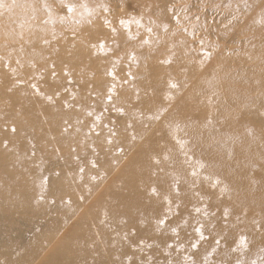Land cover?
Masks as SVG:
<instances>
[{
    "label": "rangeland",
    "instance_id": "1",
    "mask_svg": "<svg viewBox=\"0 0 264 264\" xmlns=\"http://www.w3.org/2000/svg\"><path fill=\"white\" fill-rule=\"evenodd\" d=\"M16 1L0 0V185L6 188L0 264H43L56 251L71 260L55 264H264V192L252 161L264 150V131L255 129L263 117L254 126L250 113L264 102V0H28L19 7ZM38 8L47 11L44 18ZM89 28L99 35L94 41L79 37L89 36ZM39 41L48 57L64 53L67 60L81 41L89 58L80 69L63 62L45 70L34 57L19 68L29 52L40 54ZM151 65L181 79L159 78L170 85L158 106L165 111L153 120L147 107L138 109L137 118L151 122L125 154L112 143L138 135L140 125L119 101L136 105L134 84ZM18 93H34L36 106L49 107L45 118L77 116L57 130L34 124L13 103ZM153 132L166 133L165 148L183 154L206 194L195 195L185 212L165 207L150 234L131 243L147 214L133 213L135 223H128L126 210L116 207L125 198L112 194L129 191L122 171L133 164V149L148 148L141 146ZM202 145L216 154L215 168ZM151 158L153 177L172 164L162 153ZM210 168L214 181L206 178ZM14 185L21 196L7 190ZM146 191L142 203L151 206L157 189Z\"/></svg>",
    "mask_w": 264,
    "mask_h": 264
},
{
    "label": "bare ground",
    "instance_id": "2",
    "mask_svg": "<svg viewBox=\"0 0 264 264\" xmlns=\"http://www.w3.org/2000/svg\"><path fill=\"white\" fill-rule=\"evenodd\" d=\"M32 1H35V0H32ZM27 2H28V0H17L14 3L16 6L19 7V6H22L24 3L27 4ZM38 10L40 11L41 18H44L43 16H45L44 13L46 10H44L43 8L42 9L38 8ZM37 25L38 24L33 25L35 29L37 28ZM100 29H101V26H100ZM12 30H13V28L9 27L8 33L12 32ZM92 30H93V28H89V31H90L89 36H82L79 34L78 35L83 40H87V41L93 40L94 41L96 38L99 37V35L96 33V30L95 31H92ZM41 37H43V36L41 35ZM37 43L39 44L38 47L40 49H38V51L40 52V54H36L34 52H29L28 53V60H25L21 63L18 62V64L21 65L19 68H21L22 66L26 67V65H23V64H25V62H28L29 60H32L34 57V60L37 59V63H36L37 66L39 68H43L45 70H47V68L50 65L61 66L60 64L63 62H68L69 66L71 68L78 67L80 69L83 65H85V62L89 58V51L83 50V47H80L79 43H77L78 47L74 48L76 50V54L72 55L75 58L72 60H67L69 55L64 54V53H61L60 55L57 54V55H53L51 57H48L46 54H44L45 49H46L44 44H42L40 41ZM151 66L147 68L145 75L141 78L143 81H140V84L138 81H136L134 84L135 90L132 92H135V93L138 92L137 95L139 96L137 103L134 100L136 105H132V104L128 103L127 100H125V99H122V101L119 99L120 100L119 102H121V104H124L126 106L125 109L127 110V112L129 111L128 118H130L133 121L138 122L140 125L138 135L134 134V136L131 137L130 139L127 138V136H125V135H121L117 140H115L112 143V147H114V148L115 147H123L125 154L129 153L128 151L130 150V148H134V146L132 147V145L136 143L137 138L143 132L144 129L142 127L146 126L147 121H150V120H147L146 118H137L138 117L137 116L138 109L141 108L142 106L147 107V109L150 113V116L153 117V120H154V117H157V115L162 110H163V112L165 111L164 107H158V106L164 104L165 100H164L163 96H164L165 92L169 89L170 85H169V83H167V85H165L162 82V80H160L159 78L163 79L161 76H163L167 73H170L172 76V79L173 78L175 80L181 79V73L176 72L175 70L162 71L160 69H155V66H153V65H151ZM63 74H65V73H61V77H64ZM48 81H50V80L48 79ZM145 85H146V87H145L146 89L150 88L151 90H155L156 92L145 93L142 90L143 86H145ZM159 90H161L162 93H160V94L157 93ZM123 96L125 97L126 93H123ZM38 101L39 100L36 97H34V93L29 94L28 96H25L23 93H18L17 96L14 98L13 103L15 105H17L20 109H22V111H24L27 115H29L30 120L33 121L34 124L39 123V120H41L42 125L43 126L46 125V127H48L49 129L54 128L55 130H57L61 126L66 125L68 121L72 120L74 117L77 116V113L73 114V115L71 114L69 116V119L67 120L66 118L65 119L62 118L63 116L65 117V115H63L61 117V119H64L66 121H63V120L61 121V119L58 120L55 118L54 119L45 118L44 116L46 115V111L49 109V107L45 106L46 108H43L41 106L40 107L36 106V105H38ZM0 103L2 105L4 104V94H0ZM95 113L97 114V111ZM250 113L254 116V119L252 120V123L254 126H256V124L258 123V117L257 116L260 115L263 117L261 120H259V123H258L257 127H255V129L256 130L259 129V130L264 131V102L262 103V105H259V106L256 105ZM171 120H172V118L169 119L170 124L172 125ZM34 127L36 128L37 125H34L33 128ZM153 127L155 128V126H153ZM146 131H147V129H146ZM148 134H150V132ZM165 134L166 133H163V135H165ZM163 135H161V137H160L159 135H157V133L154 134V132H153L151 134V136L149 137L147 144H144L143 146H141V147L146 146L149 149L147 148L146 150H143L142 148H140V149H137L136 152L134 151L135 153H133L134 149L132 150V153H130V154L131 155L134 154L132 156L133 164L130 165L128 169L123 170L122 174H121V178L125 179V182L129 188V191L126 193H117L116 191H114L115 193L112 194L113 196H117L119 199L125 198L124 200L119 201V203L116 207H119L121 209L126 210L127 214L122 219L127 221L128 223H135L136 218H135V216H133V213L147 214V217L143 219L144 223H142V224H141V222L139 223L140 227L138 229H136L137 236L136 237H135V235L132 236V237H134V239L130 240L131 243H135V242L137 243L139 240H141L142 238H144L146 236L145 235L146 233L150 234L149 229H147L148 226L151 223L157 224V221L162 220L163 211H164L165 207H167V206L170 207L172 205V207L169 209V211L174 210V209H178L177 207H179L182 210V212H185V211L191 209L190 203L194 199L195 195L206 194V193L202 192L203 188L201 186H197L196 182L191 179L190 173H189L190 170L188 169V167H185V165L182 162L183 154L180 153L179 150H176V149L171 150V149L165 148L166 143H165ZM225 138H226V136L223 135V141L225 140ZM29 144H30V141H29ZM26 145L28 146V143H25V147L27 148ZM137 148H138V146H137ZM207 149L208 148L206 146H203V145L201 146L200 151L202 153V156L206 160L207 163L211 164L210 167L215 168V166L218 164L217 156L215 153H212L211 151H209ZM159 153H162L163 155L166 156L167 159H170L172 164L167 167L168 170L165 174H163L161 176L153 177V169L156 166L157 162L155 160H153L151 157L152 156L156 157ZM145 155H147L149 158L145 161H141V159L145 158ZM116 160H117L116 157L111 159L112 162H114ZM252 161L254 162V165H255L254 167L258 168L257 176L262 182V186H263L262 189L264 192V150L262 151L261 156H258V155L253 156ZM164 166H165V164L163 165V167ZM214 168L213 169L210 168L212 170V173H210L209 176L206 177L207 180H211V179H213V181L216 180V174H215ZM107 170L109 171V169H107ZM173 183L174 184H176V183L180 184L179 185V191L176 192L178 194H176V193L174 194V192L173 193L171 192V190L173 191V186H172ZM12 185H13V183H12ZM36 185L37 184H35L34 187L28 188V189H31V193L34 191V188L36 187ZM14 186L15 187L7 186L8 187L7 190H11L13 192V194H15V192H17V195H20L22 192L19 188L20 185L19 186L14 185ZM26 186H28V185H26ZM147 188H151V189L156 188L157 189L156 192L158 193V194H155L157 196L156 202H153V204L151 206H145L144 203H142V200H143L142 198H143V196H145L144 192H147L146 191ZM71 189L77 190V185H76V188L74 185H72ZM0 190L4 191V190H6V188L0 185ZM31 193L28 192V194H31ZM22 194H23V192H22ZM24 196H25V198H27V193H24ZM181 197L183 199H181ZM212 197H214V196L212 195ZM75 199H77V198H75ZM27 201H29V200H27ZM125 201H127L128 203H126ZM77 202H78V199H77ZM216 202H217L216 200H213V204H214L213 206L217 207V206H219V203L218 202L216 203ZM228 205L229 204L226 203L223 206L227 207ZM120 206H122V207H120ZM195 208H197V207H195ZM211 209H212V206H211ZM114 210H116V209H114ZM140 211H142V212H140ZM115 218L116 217H114L113 220H116ZM116 222L119 223V220L117 219ZM120 222H121V220H120ZM128 226L129 225H127L126 228ZM128 230H131V229H128ZM129 235H131V234H129ZM152 235H153V236H151L152 240L158 238V235L156 232L153 233ZM122 245L124 247H128L129 244H122ZM77 249H79V248H75V251H76L75 254L78 251L81 252L80 250H82V249H80V250H77ZM99 249L102 251H106V248H99ZM111 251L113 253L115 250L111 249ZM124 253L126 254V251H124ZM58 254L56 251L55 258L45 259L43 261V264H55V263H58L57 262L58 260H60V262L62 261V262L70 263V260H71L70 255H69V257H67V254L63 255L62 251ZM121 254H122V252H121ZM62 257H66V258H62ZM162 257H163V253H162ZM61 264H63V263H61Z\"/></svg>",
    "mask_w": 264,
    "mask_h": 264
},
{
    "label": "snow or ice",
    "instance_id": "3",
    "mask_svg": "<svg viewBox=\"0 0 264 264\" xmlns=\"http://www.w3.org/2000/svg\"><path fill=\"white\" fill-rule=\"evenodd\" d=\"M176 85H172V87H175Z\"/></svg>",
    "mask_w": 264,
    "mask_h": 264
}]
</instances>
